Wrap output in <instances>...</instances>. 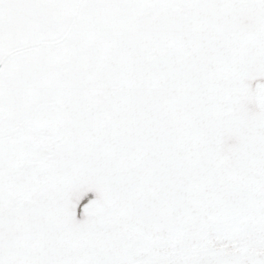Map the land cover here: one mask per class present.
Returning <instances> with one entry per match:
<instances>
[{
    "label": "snow or ice",
    "instance_id": "1",
    "mask_svg": "<svg viewBox=\"0 0 264 264\" xmlns=\"http://www.w3.org/2000/svg\"><path fill=\"white\" fill-rule=\"evenodd\" d=\"M0 264H264V0H0Z\"/></svg>",
    "mask_w": 264,
    "mask_h": 264
}]
</instances>
